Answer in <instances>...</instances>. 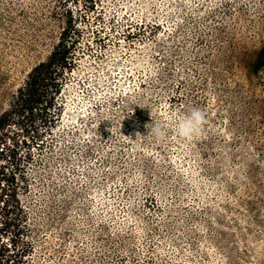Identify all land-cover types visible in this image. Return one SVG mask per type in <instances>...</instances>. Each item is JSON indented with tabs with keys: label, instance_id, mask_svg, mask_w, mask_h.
Wrapping results in <instances>:
<instances>
[{
	"label": "rangeland",
	"instance_id": "rangeland-1",
	"mask_svg": "<svg viewBox=\"0 0 264 264\" xmlns=\"http://www.w3.org/2000/svg\"><path fill=\"white\" fill-rule=\"evenodd\" d=\"M67 8L86 17L32 192L51 205L36 264H264V0H0V109Z\"/></svg>",
	"mask_w": 264,
	"mask_h": 264
},
{
	"label": "trees",
	"instance_id": "trees-1",
	"mask_svg": "<svg viewBox=\"0 0 264 264\" xmlns=\"http://www.w3.org/2000/svg\"><path fill=\"white\" fill-rule=\"evenodd\" d=\"M74 2L92 11L99 0ZM66 13L51 54L3 99L0 109V264H36L42 246L39 229L48 224L51 205L40 193L36 204L32 192L36 184L38 188L44 184L39 166L56 142L63 91L79 59L78 21L86 17L71 8Z\"/></svg>",
	"mask_w": 264,
	"mask_h": 264
},
{
	"label": "clouds",
	"instance_id": "clouds-1",
	"mask_svg": "<svg viewBox=\"0 0 264 264\" xmlns=\"http://www.w3.org/2000/svg\"><path fill=\"white\" fill-rule=\"evenodd\" d=\"M205 122V111L193 107L177 122L175 128L176 134L188 141L199 139L203 134ZM151 131L158 141L164 139L167 135L165 126L161 124L154 125Z\"/></svg>",
	"mask_w": 264,
	"mask_h": 264
}]
</instances>
